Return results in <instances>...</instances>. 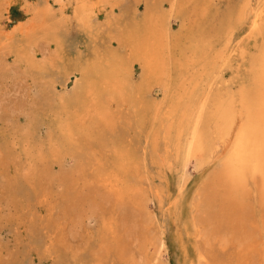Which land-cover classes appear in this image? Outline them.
Masks as SVG:
<instances>
[{
	"label": "rangeland",
	"instance_id": "374dc122",
	"mask_svg": "<svg viewBox=\"0 0 264 264\" xmlns=\"http://www.w3.org/2000/svg\"><path fill=\"white\" fill-rule=\"evenodd\" d=\"M262 94L264 0H0V264H264Z\"/></svg>",
	"mask_w": 264,
	"mask_h": 264
},
{
	"label": "bare ground",
	"instance_id": "6f19581e",
	"mask_svg": "<svg viewBox=\"0 0 264 264\" xmlns=\"http://www.w3.org/2000/svg\"><path fill=\"white\" fill-rule=\"evenodd\" d=\"M210 80H211V77H209L207 80H205L208 85H205L202 87V88H204L203 93H202L203 98L200 101L199 105L197 106L196 114H195V116H193L194 118L192 119L193 132L196 131L195 130L196 116H197V113L199 112V109H201V107H202L204 97L206 96V93L208 91ZM260 100L262 103H264V94H262L260 96ZM262 108H263V114H264V106H262ZM223 115H225L224 106L222 104L221 99H218L216 104H215L214 113H213V115H210V118H208V119L212 121L215 119L214 117L217 116V120H216V122H217L218 119H223L222 118ZM260 118H262V119H260ZM260 118H254L253 120L247 119L251 122L252 127L250 126V129L243 128L242 131L238 134V137H240V139H241V143L244 141L245 146L243 149L238 148L237 151H235L236 153L233 154L234 155L233 158L231 160H229L228 163H226L228 177L233 181V183H235V187L237 184L244 183L246 175L248 172H249L248 175H252L251 172L253 174L254 173L255 174L261 173V175L263 176V184H264V125L258 124V121L259 122H260V120L264 121V115H263V117H260ZM262 123H264V122H262ZM192 137H193V134H192ZM194 141H195V139L193 137L192 138V144ZM239 147H240V145H239ZM227 173L225 171L226 176H227ZM255 176H257V175H255Z\"/></svg>",
	"mask_w": 264,
	"mask_h": 264
}]
</instances>
